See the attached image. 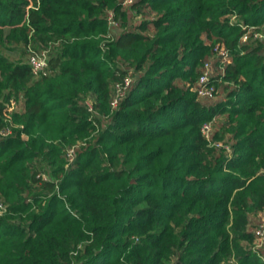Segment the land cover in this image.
Returning <instances> with one entry per match:
<instances>
[{
    "label": "trees",
    "instance_id": "1",
    "mask_svg": "<svg viewBox=\"0 0 264 264\" xmlns=\"http://www.w3.org/2000/svg\"><path fill=\"white\" fill-rule=\"evenodd\" d=\"M124 1L0 0V264H264V0Z\"/></svg>",
    "mask_w": 264,
    "mask_h": 264
},
{
    "label": "built area",
    "instance_id": "2",
    "mask_svg": "<svg viewBox=\"0 0 264 264\" xmlns=\"http://www.w3.org/2000/svg\"><path fill=\"white\" fill-rule=\"evenodd\" d=\"M132 0H125V5H128ZM108 22L110 27H115L117 25V21L113 17V13L110 11L108 13ZM248 37V34L245 33L242 35V40L245 41ZM254 37H256L259 40L264 41V30L263 31H255ZM215 54L220 55L224 60L229 59V52L226 49L224 45L218 44L214 47ZM28 62L31 67V71L34 76H43L47 75L49 73V63H48V51L47 49H42L40 51H32L28 56ZM213 73V67L212 62L207 61L203 65L202 73L199 75L196 85H195V92L198 96L201 97H208L211 98L215 94L216 90L213 83L209 82V78L211 74ZM130 80V77L127 76L125 78V81L123 85H118L116 95L113 99V106H115L118 102V99L123 95L125 87L127 86L128 82ZM88 104L91 108V103L88 101ZM9 132V129H3L1 131L2 134H6ZM202 133L208 140L209 144L221 146L223 145L221 142L216 141L212 143L211 135H212V126L210 122H205L202 125ZM225 148L230 151V147L228 145H225ZM73 150L70 149L68 156L69 159H72L73 157ZM251 231L253 232L255 239L253 242V248L258 252V254L262 257L264 260V217L261 218L257 224H255Z\"/></svg>",
    "mask_w": 264,
    "mask_h": 264
},
{
    "label": "rangeland",
    "instance_id": "3",
    "mask_svg": "<svg viewBox=\"0 0 264 264\" xmlns=\"http://www.w3.org/2000/svg\"><path fill=\"white\" fill-rule=\"evenodd\" d=\"M207 1H210V0H207ZM225 1V0H224ZM154 14L155 13H150L149 14V16L152 18V17H154ZM138 17H140V15L138 16ZM137 17V18H138ZM228 17V20L230 21V22H234L235 20H237V17L235 18L234 17V15H230V16H227ZM224 19H225V17H224ZM218 44H221V43H218V42H216V44H215V46L216 45H218ZM217 54H215V51H214V53H212V55H211V57H212V62H214V60H215V58H217ZM214 58V59H213ZM231 58V57H230ZM229 58V59H230ZM221 65V64H220ZM220 67V66H219ZM214 73L215 74H218V72H219V68L217 67V65L216 66H214ZM214 84V87H215V89H216V92H215V94L213 95V97H211L209 100H211V101H215V100H217V99H220V98H224L225 97V92L223 93V89H222V86L220 85L221 84V81H218V82H216V86H215V83H213ZM191 89L193 90V91H195V85H193L192 87H191ZM196 96H197V98H200V99H202V97L201 96H198L197 94H196ZM202 100H204V99H202ZM223 120H225V115H224V113L222 114H217V115H215L213 118H211L210 120H208V121H205V122H210L211 123V126H212V131H214L215 130V128H216V126L218 125V123L220 122V121H223ZM204 122V123H205ZM211 139H212V143H214V142H216V141H219V142H221L224 146L226 145V143H224V141H223V139H220V138H216V137H212L211 136ZM225 139H228V140H231L232 138H231V133H226V136H225ZM263 172H264V169L262 170ZM251 216L253 217V218H255L256 219V221L258 222L261 218H263L264 217V210L263 211H259V212H256V213H251Z\"/></svg>",
    "mask_w": 264,
    "mask_h": 264
}]
</instances>
